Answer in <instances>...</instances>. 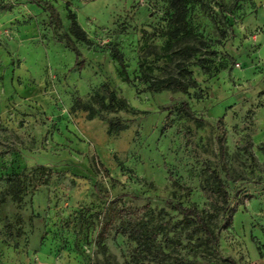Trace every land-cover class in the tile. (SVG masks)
Segmentation results:
<instances>
[{"label":"rangeland","instance_id":"374dc122","mask_svg":"<svg viewBox=\"0 0 264 264\" xmlns=\"http://www.w3.org/2000/svg\"><path fill=\"white\" fill-rule=\"evenodd\" d=\"M46 1L61 29L29 0H0V264H264V0H190L177 39L170 0ZM68 9L90 40L76 42L79 61L58 41ZM200 41V53L176 56ZM179 63L198 86L154 92L158 79H189ZM105 84L120 109L100 111ZM211 171L231 206L243 202L229 229L206 197ZM168 201L197 208L218 243ZM146 205L155 251L135 263L119 213Z\"/></svg>","mask_w":264,"mask_h":264},{"label":"trees","instance_id":"16d2710c","mask_svg":"<svg viewBox=\"0 0 264 264\" xmlns=\"http://www.w3.org/2000/svg\"><path fill=\"white\" fill-rule=\"evenodd\" d=\"M240 1V0H236ZM30 3L37 5L42 8L49 14L50 24L57 29H61L62 19L60 13L57 8L46 0H29ZM189 3L190 0H170V8L173 11V18L171 21L172 31L170 33L171 39H177L182 35H185L189 31L188 27V13H189ZM68 19L70 20L69 33H64L58 36V41L65 44V46L72 50L79 61V57L81 55L76 42H83L85 44H90V40L83 30V28L78 23L76 15L68 9ZM199 46L197 45H187L180 49H178L175 54L176 56H180L183 58H191L193 55H196L201 52L203 47H206L207 44L203 41L199 42ZM111 53L114 58L118 61L121 67V73L125 78V81L130 82L123 54L116 48L111 49ZM178 68L181 74H186L189 79L182 80L177 77L169 76L166 79H158L156 80L151 89L154 92H162V91H175L186 93L191 88H196L198 83L191 77L190 71L188 70V66L184 63H179ZM103 91L105 93V97L101 98L96 96V104L98 105L101 112H113L115 110L120 109L121 105L124 104L123 100H121L117 93L113 91L108 84L103 86ZM184 109L188 110V104H183ZM219 126L223 131H225V121L224 118H220L218 121ZM124 123L121 121L110 123L111 129L123 128ZM221 151L222 157L225 159L226 157V137L224 136L221 140ZM95 165L97 168L102 169L106 175H109V171L107 168L100 163L98 159L95 158ZM52 173V172H50ZM211 175L214 178L216 185L210 188L205 189L206 197L211 202V204L215 207L216 210H222L225 216V223L223 225L224 229H229L232 227L234 223V217L238 212L240 206L243 204L241 201H237L234 205H230V194L227 190L226 184L221 179L220 175L216 171H211ZM8 180L15 179L16 181L20 180V176L12 175L7 178ZM16 201H21V192H17L14 196ZM167 204L169 207L184 217L194 218L196 223L204 230L205 234L208 238L213 239L216 243H218V237L211 230V228L207 225L200 211L195 207H186L181 203H176L174 201H168ZM150 206L146 205L140 208H123L120 211V219L122 225V232L132 239L136 243V248L134 249V261L135 263L139 262L140 259L149 258L154 255L155 251V240L156 236H154L153 232L149 229L148 226H144L140 221L142 220V216L149 210ZM113 221H109L105 224L104 229L101 234V241H106L110 234V229L112 227ZM229 264H237L236 261L229 257L226 259Z\"/></svg>","mask_w":264,"mask_h":264}]
</instances>
